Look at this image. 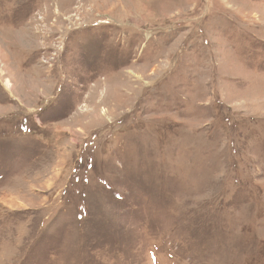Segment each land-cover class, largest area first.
<instances>
[{"label":"rangeland","instance_id":"rangeland-1","mask_svg":"<svg viewBox=\"0 0 264 264\" xmlns=\"http://www.w3.org/2000/svg\"><path fill=\"white\" fill-rule=\"evenodd\" d=\"M0 264H264V0H0Z\"/></svg>","mask_w":264,"mask_h":264},{"label":"bare ground","instance_id":"bare-ground-1","mask_svg":"<svg viewBox=\"0 0 264 264\" xmlns=\"http://www.w3.org/2000/svg\"><path fill=\"white\" fill-rule=\"evenodd\" d=\"M12 85V83L9 81V86Z\"/></svg>","mask_w":264,"mask_h":264}]
</instances>
